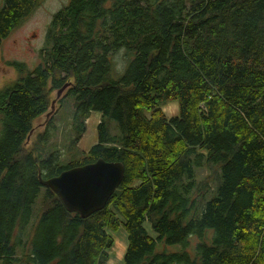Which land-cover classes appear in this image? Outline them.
Segmentation results:
<instances>
[{
	"label": "trees",
	"instance_id": "16d2710c",
	"mask_svg": "<svg viewBox=\"0 0 264 264\" xmlns=\"http://www.w3.org/2000/svg\"><path fill=\"white\" fill-rule=\"evenodd\" d=\"M39 1L2 0L0 45ZM39 57L9 61L17 75L0 87V264H111L120 227L112 264H264V0H68ZM66 82L70 146L91 111L99 120L96 142L64 163L25 144ZM54 129L50 116L37 140ZM97 158L123 177L87 217L39 181Z\"/></svg>",
	"mask_w": 264,
	"mask_h": 264
},
{
	"label": "rangeland",
	"instance_id": "374dc122",
	"mask_svg": "<svg viewBox=\"0 0 264 264\" xmlns=\"http://www.w3.org/2000/svg\"><path fill=\"white\" fill-rule=\"evenodd\" d=\"M68 0H40L37 6L2 40L0 45V87L13 80L17 73L9 61L15 60L22 62L27 68L31 69L40 61V49L44 47L47 26L51 20L52 14L63 6ZM2 4V0H0ZM0 4V5H1ZM114 73H120V70L126 61L125 52L120 49L111 56ZM113 77V76H112ZM62 95L55 97L56 90L51 93V101L53 109L46 117L45 113L35 118L33 129L30 132L26 145L38 146L40 156L46 157L50 152H57L59 160L66 163L68 161L77 160L83 156L97 140L96 124L99 120V113L91 111L85 119V131L79 139L78 143L70 146V138L72 136L70 128V120L72 116V98ZM58 98V99H57ZM166 116H174L178 114V103L176 101H165L160 105ZM50 110V108H49ZM48 110V111H49ZM52 117L55 129L51 132L49 139L41 143L37 140L36 134L42 130L47 118ZM114 123V121H111ZM112 130V129H111ZM212 167L206 166L195 170V181H199L204 175L212 174ZM214 182L212 183V185ZM204 189H200V193ZM207 196L210 191L206 192ZM146 228L149 234L153 232ZM113 238V244L108 251V263H119L125 251L126 234L123 228L109 232ZM173 247V248H172ZM170 249H174L172 246Z\"/></svg>",
	"mask_w": 264,
	"mask_h": 264
},
{
	"label": "water",
	"instance_id": "95a60500",
	"mask_svg": "<svg viewBox=\"0 0 264 264\" xmlns=\"http://www.w3.org/2000/svg\"><path fill=\"white\" fill-rule=\"evenodd\" d=\"M68 85L69 82H66L58 88L55 97H59ZM53 102H50L46 117L53 109ZM37 175L40 183L59 198L65 210L84 218L106 205L109 196L122 180L123 166L119 161L97 158L63 169L47 178H42L40 172Z\"/></svg>",
	"mask_w": 264,
	"mask_h": 264
}]
</instances>
